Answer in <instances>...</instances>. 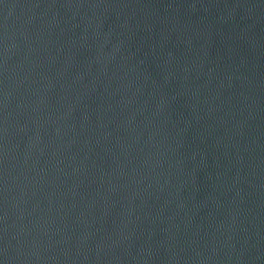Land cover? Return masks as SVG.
Segmentation results:
<instances>
[{"label":"water","instance_id":"1","mask_svg":"<svg viewBox=\"0 0 264 264\" xmlns=\"http://www.w3.org/2000/svg\"><path fill=\"white\" fill-rule=\"evenodd\" d=\"M0 264H264V0H0Z\"/></svg>","mask_w":264,"mask_h":264}]
</instances>
